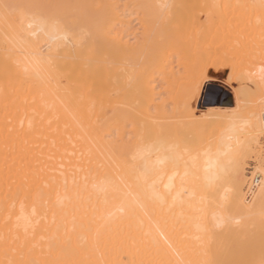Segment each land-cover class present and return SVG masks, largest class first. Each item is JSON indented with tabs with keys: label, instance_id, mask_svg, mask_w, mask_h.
Instances as JSON below:
<instances>
[{
	"label": "bare ground",
	"instance_id": "obj_1",
	"mask_svg": "<svg viewBox=\"0 0 264 264\" xmlns=\"http://www.w3.org/2000/svg\"><path fill=\"white\" fill-rule=\"evenodd\" d=\"M54 1L0 3V264H264V0Z\"/></svg>",
	"mask_w": 264,
	"mask_h": 264
},
{
	"label": "rangeland",
	"instance_id": "obj_2",
	"mask_svg": "<svg viewBox=\"0 0 264 264\" xmlns=\"http://www.w3.org/2000/svg\"><path fill=\"white\" fill-rule=\"evenodd\" d=\"M8 1V2H6ZM21 1V2H20ZM29 1H34V0H1L0 3L4 4L3 5V9H6V10H11L13 8H20L22 9V14H26L25 12H23V10L25 11H29L30 10V7H31V12H35L37 11L39 14L41 12V15L43 17H46L48 16V19L49 17H53L54 15V10H52L53 8H55L56 10H58L60 12V10H64V5H61L59 2H55L54 0H35L36 1H45V2H42L41 4H30ZM51 1L57 6H55L53 3H51ZM23 2V3H22ZM49 2V3H48ZM62 3V2H61ZM26 4V5H25ZM49 4V5H48ZM29 7H28V6ZM44 6V7H42ZM66 6V5H65ZM6 7V8H5ZM8 7V8H7ZM33 7V8H32ZM26 8V9H25ZM49 8V9H48ZM29 9V10H28ZM35 9V10H34ZM46 9V10H45ZM39 10V11H38ZM44 11V13H43ZM47 14V12H49ZM17 11H15L16 13ZM46 12V13H45ZM53 12V13H52ZM56 12V11H55ZM47 14V15H45ZM50 14V15H49ZM52 14V16H51ZM239 13H237V16H238ZM232 19H233V23H236L237 25H239V20L236 19V16H235V13L232 15ZM240 20L241 17H240ZM241 23V22H240ZM137 27V26H135ZM239 27H241L239 25ZM221 43V42H219ZM217 44V46H220V44ZM223 44H226V43H223ZM221 44V46L223 45ZM217 47L219 48V50L221 51V49L224 47ZM221 48V49H220ZM223 51V50H222ZM262 62V61H260ZM260 62L259 64L257 63V67L255 68L254 66H249L248 67V73L256 70V72H262L263 68H261L260 66H263L264 62L262 63V65H260ZM219 64V63H218ZM220 65H218L219 67ZM259 68V69H258ZM225 71H219L217 70L216 72V77L217 78V82H208V83H205V85L203 86L202 88V92L200 93L199 97L197 98L196 100V103H195V108L198 110L197 114L200 116V115H203V114H206L207 110L210 111V110H214V111H218V109L220 107H222V109L220 108L219 110L221 111H224V112H228L229 114L231 112L234 113V111H236L237 109L235 108V104H234V99H233V96L231 94V90H230V87L224 85L222 82L223 81H227L229 78V83L231 85L232 88H236L237 85L236 82L232 79V76L229 77L230 75H228V77L226 76V74H224ZM220 74V76H218ZM231 79L233 82H231ZM219 82V83H218ZM252 91V92H250ZM250 93L249 94H252L253 93V89L250 88ZM219 107V108H218ZM218 108V109H216ZM206 110V111H205ZM248 164H250L248 162Z\"/></svg>",
	"mask_w": 264,
	"mask_h": 264
},
{
	"label": "water",
	"instance_id": "obj_3",
	"mask_svg": "<svg viewBox=\"0 0 264 264\" xmlns=\"http://www.w3.org/2000/svg\"><path fill=\"white\" fill-rule=\"evenodd\" d=\"M218 76H220V74Z\"/></svg>",
	"mask_w": 264,
	"mask_h": 264
}]
</instances>
